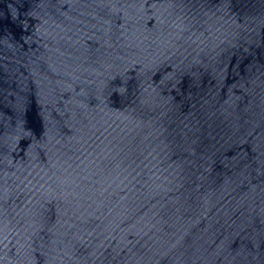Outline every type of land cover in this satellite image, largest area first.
<instances>
[{"label":"water","instance_id":"water-1","mask_svg":"<svg viewBox=\"0 0 264 264\" xmlns=\"http://www.w3.org/2000/svg\"><path fill=\"white\" fill-rule=\"evenodd\" d=\"M0 264H264V0H0Z\"/></svg>","mask_w":264,"mask_h":264}]
</instances>
